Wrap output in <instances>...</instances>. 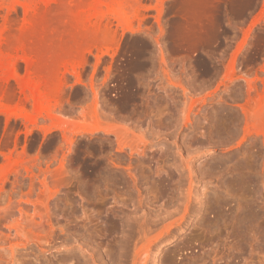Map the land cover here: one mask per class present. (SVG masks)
<instances>
[{
  "label": "rangeland",
  "instance_id": "374dc122",
  "mask_svg": "<svg viewBox=\"0 0 264 264\" xmlns=\"http://www.w3.org/2000/svg\"><path fill=\"white\" fill-rule=\"evenodd\" d=\"M93 2L0 0V264H264V0Z\"/></svg>",
  "mask_w": 264,
  "mask_h": 264
},
{
  "label": "bare ground",
  "instance_id": "6f19581e",
  "mask_svg": "<svg viewBox=\"0 0 264 264\" xmlns=\"http://www.w3.org/2000/svg\"><path fill=\"white\" fill-rule=\"evenodd\" d=\"M80 1H81V0H80ZM105 1H106V0H104V1H102V0H100V1L97 0V1H96V0H95V3H94V2H93V3H94L96 6H99L98 8H101L100 6H104V5H106V3L108 2V1H107V2H105ZM109 1H110V0H109ZM113 1H114V0H113ZM87 2H88V1H87ZM91 3H92V2H91ZM91 3H90V4H91ZM108 3H109V2H108ZM108 3H107V5H108ZM111 3H113V2H111ZM83 4H84V3H83ZM87 4H89V3H86V5H87ZM94 4H93V10H95V9L97 8V7L94 6ZM83 6H84V5H83ZM88 6H89V5H88ZM80 7H82V6H80ZM84 7H85V6H84ZM94 7H95V9H94ZM104 7H105V6H104ZM87 8H88V7H87ZM87 8H86V9H87ZM80 9H81V8H80ZM90 9H92V8H90ZM107 9L110 10L111 8H107ZM78 10H79V9H78ZM84 10H85V9H84ZM93 10H92V11H93ZM97 10H98V9H97ZM100 10H101V9H100ZM109 10H108V11H109ZM111 10H112V9H111ZM80 11H81V10H80ZM87 11H89V8H88ZM77 12H78V11H77ZM96 12H97V11H96ZM96 12H94V13L96 14ZM101 12H103V11H101ZM109 12H110V11H109ZM109 12H107V13H109ZM112 12H113V11H112ZM78 13H80V12H78ZM88 13H89V12H88ZM97 13H98V12H97ZM80 14H81V13H80ZM82 14H83V13H82ZM85 14H87V13H85ZM92 14H93V13H92ZM101 14H102V13H101ZM103 14H104V12H103ZM77 15H79V14H77ZM93 15H94V14H93ZM89 16H90V14H89ZM96 16H97V15H96ZM100 16H101V15H100ZM117 16H118V15H117ZM83 17H84V15H83ZM85 17H86V16H85ZM89 18H90V17H89ZM95 18H96V17H95ZM97 18H98V16H97ZM99 18H100V17H99ZM87 19H88V18H87ZM80 20H81V17H80ZM80 23H81V22H80ZM38 94H39V93H38ZM41 94H42V93H41ZM42 95H43V94H42ZM46 95H47V93H46ZM38 96H39V98L41 99V95H38ZM43 97H47V96H43ZM43 97H42V98H43ZM46 100H47V99H46ZM39 103H40V102H39ZM41 103H42V102H41ZM40 107H41V105H40ZM40 110H41V108H40ZM40 220H42V219L40 218ZM41 224H42V223H41ZM41 224H40V225H41ZM40 225H38V227H39ZM41 226H42V225H41ZM41 226H40V227H41ZM157 252H158V250H157L155 253H157ZM155 259H156L155 256H153V260H152V261H153V262H152L153 264H155V263H154Z\"/></svg>",
  "mask_w": 264,
  "mask_h": 264
}]
</instances>
